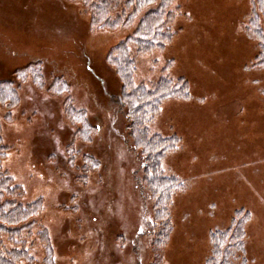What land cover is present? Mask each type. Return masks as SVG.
Segmentation results:
<instances>
[{
	"label": "rangeland",
	"instance_id": "374dc122",
	"mask_svg": "<svg viewBox=\"0 0 264 264\" xmlns=\"http://www.w3.org/2000/svg\"><path fill=\"white\" fill-rule=\"evenodd\" d=\"M170 11L165 48H130L134 88L167 81L186 90L165 98L148 125L150 135L174 138L162 168L183 184L172 231L157 246L146 159L106 64L133 29L90 30L76 1L0 0V83L18 97L0 102L2 170L22 189L20 202L42 203L20 237L0 233V250L24 252L17 264H225L226 244L218 255L215 242L247 214L230 264H264V64L254 0H174ZM69 103L85 113L89 138Z\"/></svg>",
	"mask_w": 264,
	"mask_h": 264
},
{
	"label": "trees",
	"instance_id": "16d2710c",
	"mask_svg": "<svg viewBox=\"0 0 264 264\" xmlns=\"http://www.w3.org/2000/svg\"><path fill=\"white\" fill-rule=\"evenodd\" d=\"M69 1L81 3L89 13L88 27L90 30H113L121 27L133 29L132 34L125 41L108 52L106 64L115 70L120 82V92L116 96V101L124 107L125 116L128 119L127 129L133 140L132 145L140 149L141 155L146 159L142 169L144 173L142 185L154 199L152 221L160 225L152 243L157 246L164 244L172 231L171 205L174 194L183 190V184L177 180L176 176L166 175L162 168L167 152L174 148L171 142L174 138L161 137L158 134L150 135L148 125L152 113L159 108L165 98L174 95L181 96L186 90L183 86L179 88L171 86L167 81L160 82L152 89L134 88L133 75L136 62L130 48L135 47L137 54H143L154 49H163L170 43L173 38L170 26L172 19L170 7L174 0H127L123 4L117 0ZM251 28L260 45L256 61L261 65L264 64V0H254V18ZM36 72V76L41 79V70ZM5 85L7 84L0 83V102L12 99V102L16 103L18 101L16 90H7ZM58 88L60 90L61 86L59 85ZM68 114L80 126L79 133L89 138L90 127L85 113L82 110L75 111L69 103ZM5 155L6 150H0V233L15 239L30 229L34 223V217L42 209V203L38 200L26 205L20 202L23 195L22 189L15 185L13 179L2 170L1 162ZM149 172L151 174H148ZM236 213L240 215L242 210ZM246 218L248 214L245 217L241 215L237 221H232L230 226L222 232L218 241H216L217 234L214 236L216 254H220L217 246L219 247L221 240L226 244L224 252L226 258L223 260L225 264H230L231 256L235 257L231 249L237 248L238 251L242 245ZM41 239H48L45 231L41 233ZM23 255H25L23 251L0 250V264H17Z\"/></svg>",
	"mask_w": 264,
	"mask_h": 264
}]
</instances>
